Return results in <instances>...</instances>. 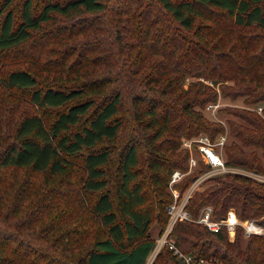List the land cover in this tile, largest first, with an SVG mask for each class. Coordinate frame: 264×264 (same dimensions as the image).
<instances>
[{
  "label": "trees",
  "instance_id": "trees-1",
  "mask_svg": "<svg viewBox=\"0 0 264 264\" xmlns=\"http://www.w3.org/2000/svg\"><path fill=\"white\" fill-rule=\"evenodd\" d=\"M15 1L0 2V55L37 54L0 82L30 93L41 111L24 114L12 139L0 125V166L43 176L27 177L39 200L27 219L0 228V264H146L154 225L161 234L170 221L173 172L189 169L184 137L227 134L226 163L264 174V0H143L126 20L106 0ZM52 45L66 47L46 59L60 52ZM99 63L97 76L88 72ZM218 84L222 96L255 107L229 105L226 120L210 119L203 109L218 100ZM202 166L175 183L181 192L210 169ZM209 180L186 204L195 218L210 203L217 216L235 206L264 218V180ZM29 234L37 238L20 237ZM170 234L196 259L264 264V235L245 236L243 247L242 226L232 240L226 226L180 218ZM159 253L153 264H184L169 243Z\"/></svg>",
  "mask_w": 264,
  "mask_h": 264
},
{
  "label": "rangeland",
  "instance_id": "rangeland-1",
  "mask_svg": "<svg viewBox=\"0 0 264 264\" xmlns=\"http://www.w3.org/2000/svg\"><path fill=\"white\" fill-rule=\"evenodd\" d=\"M1 1L2 0H0V2ZM17 1H20V0H16L15 3ZM106 2L110 6V10L112 12H113V10L118 11V13L121 12V14L123 15L121 17H124V20H126L127 17L130 15V13L127 12V9H129L131 7H137L138 3H139V5L143 4L141 6L142 8L144 6L143 0H140V2L136 1L134 4H131L130 0H106ZM16 5H17V3H16ZM17 7L19 9V5H17ZM120 22L123 23V19L120 20ZM192 34H194V33H192ZM65 47H66L65 45H61V46L60 45L59 46H57V45L53 46L52 45L50 48H55V49L59 50L60 52H54L52 50L50 52V54L47 55L46 59H48L50 57L57 58L56 55L60 54L62 52V50L65 49ZM29 53L30 54H37L36 49L21 48V49H18L17 52H16V50H13L10 53H4V54L0 55V75L7 73L10 69H12L14 67H19V66L28 67V65H29L28 62L27 61L21 62L22 61L21 59H22V57H26V55H28ZM31 68L34 69L33 67H31ZM93 69H95V76H97L102 71L103 65H101V63H99L98 65H95L94 68L90 67L88 72H92ZM191 79L192 78H190L185 83L186 87H188V85H189L188 82ZM209 82L212 83L210 80H209ZM228 83H232V81H229ZM215 88L219 89V91H220V84L216 85ZM216 102L219 103L218 107L209 108L208 104H207V106L203 110H204L205 114L210 119L217 120V121L218 120L224 121L229 116L228 114H226L225 112L222 111L223 107H226L229 105H232V106L237 105L239 107H246V106L247 107H255L253 105H247L245 102V99L243 97H239L237 99H232L231 97H224V96H222L221 91L219 94V98ZM39 110L41 111V109H39V107L37 105H35L30 100V93H28L24 90H21V89H9V88L5 87L0 82V125H1V129H2V134H5V133L10 134L11 138H8L7 140L12 139V134L14 133V130H16V127H17L19 121L21 120V118L24 116V114L29 113V112H33V111H39ZM51 118H52V114H48L47 119L51 120ZM127 132H128V129H125L122 133H123V135H125ZM201 134H207V133L201 132L200 134L195 135L193 137H188V138L184 137L183 143H184L185 139L199 137ZM1 139L2 138H0V141H2ZM213 142H216L213 144L215 145L216 149L220 152V154L222 155L224 160L227 161V157L225 154L224 147H223V145H221L219 143V137L216 140H213ZM123 143H124V136H122L121 139L117 142V147L115 148V152H114V159L115 160H117V155H118V151H119L118 148H120L123 145ZM183 143H182V147L187 149V147ZM190 154H191V152H190ZM192 155L198 159L197 165L199 167L196 166V167L192 168L190 165V161H189V169L188 170L184 171V170L179 168L178 170H181L183 172V174L179 176L178 182H180L182 180L185 181V179L187 178L188 175L195 173L197 169L203 167L202 166L203 162H204V164H207L204 161L203 155L198 151L196 144H194V146L192 148ZM201 161H203L202 164H201ZM115 167H116V161H113V163L110 166V169L112 170ZM206 170H209V169L207 168ZM210 172H212V171H210ZM225 172H241V173L248 174L254 178H257L259 180H264V174L256 173L254 171L247 170V169L240 168V167H236V166H229L227 171L217 172L214 174L212 173V175H209L210 174L209 172H208V174L206 173V171L203 172L204 174L206 173V175L203 174L204 177L198 176L191 183V185L187 189L183 190L182 192L180 190L181 188L178 187L177 185H174L175 187H173V188L180 190V193H181L180 200H182L183 198L186 199V201H187L186 204H187L190 197L197 190H203L206 186H208L210 184L209 177H211L213 175L225 173ZM32 173H33V171L30 167H16V166L1 167L0 166V228L11 227V230L16 231L14 228L15 223L26 220L27 217L29 216L27 214L29 212V209H30L29 207H33L35 205V203L37 201H39L38 198L36 197V195L33 194L34 188L29 189L28 182L26 180H27V177H30V178L34 177V182H39L42 180L43 175H41V176L40 175H32ZM173 188H171V185H170V189L174 194ZM174 196H175V194H174ZM210 204H212L213 207H215V205L213 203H210ZM185 208H186V205H185ZM230 208H231V210H234L237 212V210H236L237 208L235 206H231ZM11 211H12V214H11ZM201 211H200V213H201ZM7 213H10L11 215H7ZM200 213H199V215H200ZM214 214H215V212H214ZM238 214L240 216L244 217L240 213H238ZM191 218H195V217L191 214ZM170 222H171V219H170L169 223ZM176 222H175V224H176ZM169 223H168V225H169ZM174 225H173V227H174ZM159 230L160 229H159L158 225L157 224L154 225V227L152 229V234L155 237H157V241L162 238V233H163L162 232L161 234H159ZM170 233H169L168 237L172 241H175V238L173 236H171ZM236 235H237V232H236L234 238H232L231 236H230V238H232V240H234ZM245 236L246 235L243 234L242 243H241L243 247H245L246 243H247V237H245ZM20 237L35 240L37 238V234L22 235ZM165 244L166 243H161L159 248L156 247V249H154L151 252V254L148 257L146 264H153L155 259L160 254L159 252H160L161 248Z\"/></svg>",
  "mask_w": 264,
  "mask_h": 264
},
{
  "label": "built area",
  "instance_id": "built-area-1",
  "mask_svg": "<svg viewBox=\"0 0 264 264\" xmlns=\"http://www.w3.org/2000/svg\"><path fill=\"white\" fill-rule=\"evenodd\" d=\"M219 103L217 102H211L208 104L209 108H215L218 107ZM258 110L262 112L263 107L260 105L258 107ZM227 140V134H222L219 136V143L223 145L225 141ZM213 143L212 138L208 134H201L199 137L185 139L184 145L190 150V165L191 167L198 166V159L192 155V148L194 144H196V147L198 151L203 155L204 161L210 165V169L206 171L210 173L209 175H212V173L227 171L229 165L226 163L220 152L216 149L215 145ZM212 171V172H210ZM206 173L204 175H206ZM183 172L181 170H176L173 172L170 185L171 188L175 187V183L178 182L179 176L182 175ZM201 175V177H204V175ZM200 177V176H199ZM174 194H175V200L170 205L169 210L171 213V222L169 225H167L166 229L162 233V238L158 240L156 247L159 248L161 243H169L170 246L174 249L175 254H177L180 258L183 259L184 264H219L216 259L213 258H205L201 257L199 259H196L195 256L192 253L184 251L181 247L175 244V241H172L168 236L171 232L173 225L175 222L180 218H189L196 220L198 222H201L205 225H207L210 229L219 231L222 227L226 226L228 229L230 236L234 238L238 227L242 226L244 228V234L246 236L252 235V234H261L264 235V218L263 217H242L240 216L236 211L231 210V208L228 210V213L226 215L217 216L214 214V207L212 204L205 205L202 209L199 217L197 218H191V214L187 208H185L186 205V199L180 200V190H177L173 188ZM231 238V239H232ZM155 247V249H156Z\"/></svg>",
  "mask_w": 264,
  "mask_h": 264
}]
</instances>
